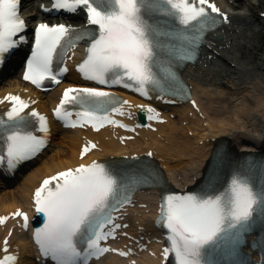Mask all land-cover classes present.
<instances>
[{"label":"snow or ice","instance_id":"1","mask_svg":"<svg viewBox=\"0 0 264 264\" xmlns=\"http://www.w3.org/2000/svg\"><path fill=\"white\" fill-rule=\"evenodd\" d=\"M19 4L20 0H0V63H6L5 54L10 55V50L18 42L27 39L28 22L18 14ZM165 4L169 7H164ZM115 5L114 9L105 11L93 0H55L54 8L58 10L76 12L78 6H83L86 23L95 26V32L76 29L65 22L37 23L31 40V55L23 71L24 78L41 86L46 78L58 83V74L53 71L58 54L66 45L74 47L75 40L83 35L88 40L84 58L77 68L85 78L103 85L135 87L147 96L146 85L160 84L153 65L160 55L159 36L162 33L141 15L142 8H154L161 14H169L171 10L185 26L196 21L205 27L217 23L220 16L225 21L229 19L212 0H198V3L197 0H115ZM169 35H175L182 42L184 55L181 59L196 58L195 50L201 42L199 30L193 34L181 31ZM66 71V68H59V73ZM109 75L114 79H109ZM5 99L11 106L4 113L7 119H0L6 133L5 155H0V161L6 159L8 167L14 168L38 153L46 143L44 136L26 130L29 115L37 117L43 132L48 131L47 119L35 108L31 113L25 112L28 102L19 96L9 95ZM121 103L127 102H121L103 88L69 86L54 113L71 126L90 124L96 128L116 124L127 129L128 125H122L111 116V113L123 114ZM69 104L79 107L70 110L65 107ZM73 111L75 119H71ZM88 151L89 146L85 145L81 156ZM157 178L154 172L140 176L145 183L155 182ZM117 188V177L103 163L96 161L45 178L34 193L36 212L44 217L43 225L34 231L41 254L50 257L55 264H78L80 257H84V264H87V257L99 256L106 251L119 252V249L101 243L115 237L116 230L122 226L112 216L124 202L116 200ZM262 201L264 191L257 195L247 180L237 175L231 178L224 191H212L205 185L202 191L165 193L158 211L163 227L167 229L169 244L164 247L162 255L174 254L175 264H222L215 257L237 254L236 249L228 245L234 244L248 230L254 211L264 216V210L255 207ZM14 215L22 217V226L27 227L29 218L26 213L17 211ZM5 219L0 217V222ZM105 225L109 227L105 229ZM80 238L86 243L83 251L77 245ZM13 259L15 257L6 256L0 264ZM235 264L243 262L236 261Z\"/></svg>","mask_w":264,"mask_h":264},{"label":"bare ground","instance_id":"2","mask_svg":"<svg viewBox=\"0 0 264 264\" xmlns=\"http://www.w3.org/2000/svg\"><path fill=\"white\" fill-rule=\"evenodd\" d=\"M215 1L230 11L228 23L209 33L202 59L183 70L184 78L193 87L196 109L187 103L164 106L160 100L151 101V106L161 110V116L166 121L156 124L155 131L139 130L124 145L120 144L118 138L120 135L129 134L118 129L106 128L98 132L82 129L58 130L53 124L49 146L29 163H34L32 166L26 165L28 171L22 175L21 181L17 183L13 178L3 185L0 184V215L20 207L28 208L33 188L42 177L81 163L88 164L93 159L105 161L134 154L145 156L151 150L154 162L159 165L172 186L182 189L199 178L213 142L218 138L226 142V150L231 155L225 166H230V162L236 160L243 151H259L264 146V55L262 63L255 67L242 57L247 54L244 50H250L254 45L248 33L249 26L261 21L246 5L232 8L224 0ZM24 7L23 13L28 21L35 18L44 20L35 8L29 5ZM225 68L235 69L232 72L236 75L229 81L232 91L230 101L225 97L227 92L220 89L221 75L226 72ZM256 72H259L258 76L251 77ZM19 74V70L14 69L3 73L0 79V100L8 93L36 97L37 106L45 111H48L49 105L53 107L57 103V96L62 88L81 83L77 73L71 70L59 86L48 93L40 94L25 86L19 80ZM125 98L128 102L124 107L128 109L126 117L131 119H135L138 107L149 106L147 100L132 95H126ZM88 139L95 142L96 149L79 160L80 146ZM159 191V188L152 187L136 194L132 205L122 212L127 222L125 232L130 236L127 241L133 243L134 240L142 238L146 244V250L129 256L126 264H159L161 261V236L152 227L151 219L155 205L153 201H156ZM11 226L0 227V246ZM10 241L18 246L17 251L23 257L21 264H34L26 234L14 228ZM112 263L122 264L116 259L95 264Z\"/></svg>","mask_w":264,"mask_h":264},{"label":"rangeland","instance_id":"3","mask_svg":"<svg viewBox=\"0 0 264 264\" xmlns=\"http://www.w3.org/2000/svg\"><path fill=\"white\" fill-rule=\"evenodd\" d=\"M226 4L230 5L231 7L246 5V7L249 8V11L261 21V23L258 24L255 23L253 25L249 26L248 33L251 35L250 40L254 45L251 47L250 50H244V53L247 54L242 57V54H240V57L244 58L246 61L250 63L252 67L259 65L262 63V57L264 55V0H225ZM243 53V54H244ZM229 66V65H228ZM228 66H226L228 68ZM232 66V65H230ZM225 68L226 72L221 75V87L220 89L224 92H227L225 97H228L227 99L230 101V84L229 81L231 78H234L236 75L233 74L235 71L232 70V68L227 69ZM233 71V72H232Z\"/></svg>","mask_w":264,"mask_h":264}]
</instances>
